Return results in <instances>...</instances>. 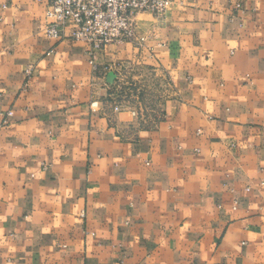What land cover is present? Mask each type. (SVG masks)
<instances>
[{
	"label": "crops",
	"instance_id": "1",
	"mask_svg": "<svg viewBox=\"0 0 264 264\" xmlns=\"http://www.w3.org/2000/svg\"><path fill=\"white\" fill-rule=\"evenodd\" d=\"M173 2L94 65L0 0V264H264V0Z\"/></svg>",
	"mask_w": 264,
	"mask_h": 264
},
{
	"label": "built area",
	"instance_id": "2",
	"mask_svg": "<svg viewBox=\"0 0 264 264\" xmlns=\"http://www.w3.org/2000/svg\"><path fill=\"white\" fill-rule=\"evenodd\" d=\"M173 3V0H50L45 33L52 40H62L68 31L74 41L88 46L87 54L95 65L98 55L108 46L136 38L137 15L149 13L161 18Z\"/></svg>",
	"mask_w": 264,
	"mask_h": 264
}]
</instances>
